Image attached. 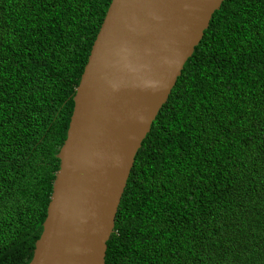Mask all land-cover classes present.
<instances>
[{
	"label": "trees",
	"instance_id": "16d2710c",
	"mask_svg": "<svg viewBox=\"0 0 264 264\" xmlns=\"http://www.w3.org/2000/svg\"><path fill=\"white\" fill-rule=\"evenodd\" d=\"M110 0H0V264H28ZM104 264H264V0H223L140 143Z\"/></svg>",
	"mask_w": 264,
	"mask_h": 264
},
{
	"label": "water",
	"instance_id": "95a60500",
	"mask_svg": "<svg viewBox=\"0 0 264 264\" xmlns=\"http://www.w3.org/2000/svg\"><path fill=\"white\" fill-rule=\"evenodd\" d=\"M223 0H110L28 264H104L133 158Z\"/></svg>",
	"mask_w": 264,
	"mask_h": 264
},
{
	"label": "bare ground",
	"instance_id": "6f19581e",
	"mask_svg": "<svg viewBox=\"0 0 264 264\" xmlns=\"http://www.w3.org/2000/svg\"><path fill=\"white\" fill-rule=\"evenodd\" d=\"M107 246V245H106Z\"/></svg>",
	"mask_w": 264,
	"mask_h": 264
}]
</instances>
